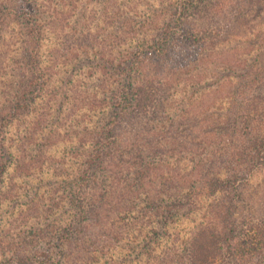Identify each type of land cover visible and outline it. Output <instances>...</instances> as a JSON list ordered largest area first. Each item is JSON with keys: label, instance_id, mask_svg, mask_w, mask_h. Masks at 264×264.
<instances>
[{"label": "trees", "instance_id": "1", "mask_svg": "<svg viewBox=\"0 0 264 264\" xmlns=\"http://www.w3.org/2000/svg\"><path fill=\"white\" fill-rule=\"evenodd\" d=\"M154 2H157L156 7L150 8L156 14L147 18V31L141 33L135 57L130 48L128 53L119 51L111 57L100 51L101 46L97 54H93L104 66L100 67L104 76H100L97 83L101 91L91 95L87 92L82 102L98 108L102 117L95 129L84 127L86 136L77 144L82 151L78 173L71 181L64 179L61 183L65 184L64 189L69 187L73 192L60 197L59 203L53 205L52 201L41 208L34 203L36 193L32 196L29 219L34 223L45 222L46 216L55 208L65 210L63 202L67 203L74 212L69 220L72 224L60 230L56 226L50 231L45 229L43 234L48 236L60 232L58 245L48 244L47 247L52 245L56 254H67L66 263L68 259L70 264H102L98 260L103 256L105 243L97 238L108 233L106 242H118L119 235L112 233V227L101 222V217L108 220L114 206H118L115 216H129L136 210L139 216H130L133 218L130 222L126 217L119 218L124 222L122 228L126 234L121 232L120 241L125 240L126 246L132 244L140 249L135 255L142 253L152 259L154 249L148 246L150 237L153 242L158 240L168 224L189 216L199 207L198 200L205 194L213 202L202 209L199 224L192 230L183 249L186 264H225L230 260L251 264L264 256V218L257 217L248 202L243 200L240 195L242 187L237 184L246 178L240 177L243 173L247 176L256 168V161L264 158V134L254 133L255 123L263 114L259 111L264 110V63L260 67L264 53L259 50L252 59L241 60L244 67H237L239 56L235 67H222L225 63L218 59V54L225 51L222 49L224 43L237 41L242 30H249L247 19L258 18L264 12V2ZM258 9L262 12L258 13ZM32 12L37 16L38 13ZM21 18L30 20L26 13L21 14ZM118 21L122 28L124 24L129 26L122 14ZM34 25L30 24V27ZM129 30L130 35H140L134 33V29ZM123 33V37L114 39L118 47L127 43L124 39L128 38V33L124 28L119 34ZM261 44L264 45V38ZM255 46L258 48V44ZM184 53L197 54L187 61L195 63L194 67H184L186 64L164 67L172 61L179 62ZM209 53L217 59L211 61ZM81 54L88 55L84 51ZM201 54V60L195 61ZM147 61L154 67H146ZM110 78L109 86L105 87L104 81ZM184 79H189L188 85L181 84ZM32 80V86L29 85L32 89L42 85V82L34 81L35 78ZM227 81L231 84L224 103L226 97L217 95ZM174 94H182L179 95V104L171 98ZM211 96L213 103H209ZM90 98L95 105L90 103ZM55 102L53 106L58 108L55 110L58 114L65 105L58 98ZM15 107L26 108V105L17 104ZM169 112L173 115L170 122L157 118L161 114L168 120ZM4 121L6 118L1 117L0 124ZM158 122L161 125L156 129ZM185 158L187 163L183 162ZM52 165L51 177L55 180L62 172L58 166L64 168V164L54 162ZM45 184L51 188V181ZM90 187L88 193L86 190ZM58 190L51 189L47 193L49 199ZM116 190L120 198L112 207L110 198ZM241 214L244 219L240 218ZM144 228L150 231L147 235L142 234ZM131 229L137 233L132 238L129 237L132 236ZM95 238L98 242L94 241ZM21 242L19 249L11 252L19 261L16 264L54 262L48 253L51 249L43 251L38 245L35 249H27L28 244L23 246ZM105 261L107 264L132 262L128 257L119 263L109 257ZM0 264H10V261L0 260ZM179 264H185L181 258Z\"/></svg>", "mask_w": 264, "mask_h": 264}, {"label": "rangeland", "instance_id": "2", "mask_svg": "<svg viewBox=\"0 0 264 264\" xmlns=\"http://www.w3.org/2000/svg\"><path fill=\"white\" fill-rule=\"evenodd\" d=\"M154 1L0 0V118H6V121L0 124V147H2L0 148V260L10 261V264L19 262L11 252L17 251L19 242L22 241L23 246L28 244L27 249H35L37 245L38 249L43 251L51 249L48 253L54 261L52 264H56L55 261H59L57 264H70L68 259L66 263L67 254H56L55 249L52 248V245H58L57 235L60 232L48 236L43 234V231L45 229L50 231L55 226L60 230L72 224L69 221L74 215L72 208L63 202L65 210L55 208V211L51 210L52 213L46 216L47 221L40 220L39 223H34L29 219L33 208L32 196L37 193L34 203L41 208L43 204L45 207L49 203L52 204V201L53 205L59 203L60 197L73 190L68 189L69 187L64 189L62 186L65 184L61 183L65 181L64 179L71 181L77 175V165L81 164L82 153L77 148V144L86 136L84 127L95 129L101 116L98 108L88 107L84 101L82 102V99L87 97V92L91 95L93 92L101 91L97 83L104 76V70L100 68L104 66L98 63L101 60L93 54H97L102 46L100 51L111 57H115L119 51L128 53V48L135 57L137 43L142 38L141 33L147 31V18H152L156 14V11L152 13L154 9L150 8L156 7L157 2ZM159 1L172 3L177 0ZM32 11L38 13L37 16ZM257 12L262 11L258 9ZM23 13H26L30 20L22 19ZM121 14L129 24L128 27L126 24L123 26L128 38L124 39L127 41L126 44L124 42L118 47V42L114 39L124 35V33L119 34L123 30L122 23L118 21ZM247 20L249 30L245 32L242 30L237 41L228 40L224 43L222 49L225 51L218 54V59L225 63L222 67H235L237 56L240 57L237 67H244L241 60L252 59L258 55L259 50L264 53V45L261 44V39L264 38V12L253 21L249 18ZM30 24L36 25L30 27ZM128 28L134 29V33L140 35L134 36L133 33L130 35ZM255 44H258V48ZM234 47L238 49H233ZM81 51L87 52V57L81 54ZM76 55L78 56L75 57ZM196 56L195 53L192 55L184 53L180 55L179 62L172 61L164 67H181V64H186L184 67H194L195 63L187 61ZM208 56L211 61L217 59L213 53H209ZM202 57L201 54L195 61H200ZM263 63L264 60L261 59L260 67H263ZM145 64L146 67H154L153 63L148 61ZM34 78V81H38L39 84L42 82V85L32 89L30 86ZM109 81L111 78L104 81L105 87L109 86ZM188 81L189 79H184L181 84L188 85ZM230 84L228 81L225 82L223 90L217 95L226 97L224 103L227 102ZM22 95L25 96L24 99ZM179 95L182 94H174L171 97L176 104L180 103ZM57 98L65 105L63 108L61 106L62 110H59L58 114L55 112L58 108L53 106L57 103L55 102ZM209 98V103H213L212 96ZM91 99L88 100L95 105ZM17 104L26 105V108L15 107ZM224 105L226 108V104ZM259 112L263 114L255 123L254 133L261 136V133L264 134V110L261 109ZM169 115L168 120L163 119L161 114L157 115V118L170 122L173 115L171 112ZM159 122L156 129L161 125ZM54 162L64 164V168L58 166L62 172L55 180L51 177ZM183 162L187 163V159L185 158ZM256 163V168L252 172L247 176L246 173L240 176L246 178L238 181L237 185L242 187L240 195L243 200L248 202L257 217L264 218V158L257 160ZM48 182L51 188L45 184ZM57 188H59L58 192L49 199L47 193ZM90 190L91 187L86 191L90 193ZM96 192L98 194V190ZM119 198L116 190L110 198L112 207L114 201L118 202ZM198 201L199 207L192 210L189 216H183L178 222L168 224L166 230L164 229V235L161 234L158 240L153 242L150 237L148 246L151 245L154 249L152 259H148L142 253L135 255L140 249L134 248L135 245L132 244L126 246L125 240L120 241L121 232L124 233L122 228L124 222L119 218L126 217L130 222L132 216H139L137 211L133 210L129 216L123 217L122 214L115 216L118 206H114L113 209L111 208L112 216L110 215L108 220L106 217H101L100 220L107 223V227H112V233L119 235V240L106 242L108 233L100 234V238L97 239L105 243V248L103 256L101 255L98 261L107 264L105 260L109 257L119 263L120 260L128 257V260H132L131 264H147V261L148 264H179L181 258L186 264L187 257L183 249L192 230L199 224L202 209L210 205L213 199L206 198V195L202 194ZM243 217L245 216L241 214L240 218L244 219ZM149 232L144 228L142 234L147 235ZM129 233L132 235L129 236L130 238L137 234L136 230L132 229ZM48 244L52 245L48 248ZM225 264L241 263L230 260ZM243 264L249 262L243 261ZM251 264H264V256Z\"/></svg>", "mask_w": 264, "mask_h": 264}]
</instances>
